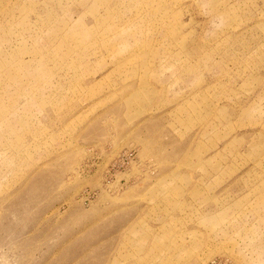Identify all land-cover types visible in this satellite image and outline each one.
Returning <instances> with one entry per match:
<instances>
[{
  "label": "rangeland",
  "instance_id": "374dc122",
  "mask_svg": "<svg viewBox=\"0 0 264 264\" xmlns=\"http://www.w3.org/2000/svg\"><path fill=\"white\" fill-rule=\"evenodd\" d=\"M0 264H264V0H0Z\"/></svg>",
  "mask_w": 264,
  "mask_h": 264
}]
</instances>
